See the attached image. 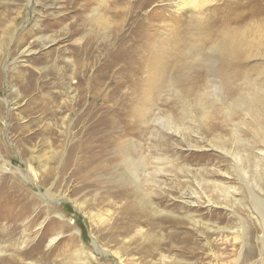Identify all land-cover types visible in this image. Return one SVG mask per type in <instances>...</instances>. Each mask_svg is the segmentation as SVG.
Wrapping results in <instances>:
<instances>
[{"label":"rangeland","instance_id":"rangeland-1","mask_svg":"<svg viewBox=\"0 0 264 264\" xmlns=\"http://www.w3.org/2000/svg\"><path fill=\"white\" fill-rule=\"evenodd\" d=\"M178 2L0 0V264H264V0ZM222 28L249 29L231 87L173 67Z\"/></svg>","mask_w":264,"mask_h":264},{"label":"bare ground","instance_id":"bare-ground-1","mask_svg":"<svg viewBox=\"0 0 264 264\" xmlns=\"http://www.w3.org/2000/svg\"><path fill=\"white\" fill-rule=\"evenodd\" d=\"M207 1L209 0H179L178 4H176V11L180 12L181 10H183L184 8L189 9L190 11H192L193 13H198L201 11V9H203V7L205 6L206 3H208ZM250 2V1H249ZM201 22V21H200ZM199 19L196 21V25L199 26L200 24ZM205 22V21H204ZM202 23V22H201ZM229 26V25H228ZM250 26V25H249ZM251 27V26H250ZM204 28V27H203ZM245 28V27H244ZM206 29V28H205ZM223 29V28H222ZM221 29V30H222ZM225 29V28H224ZM222 30L220 33H218V39L216 40V42H214L213 44V51L216 55H208L207 57H205L204 55H201L198 53V51L196 52V48L193 49H187L190 51H175L176 54H174V63H173V67H179L181 69H189L190 67L196 68V69H203L207 72H210L211 74L214 75H219L221 77V79L223 80V82L226 83L223 84L226 87H231L232 82H231V78L232 77H236L240 71H241V57H244L246 55V52L244 53L246 47V36H247V31L249 29H245L244 31H238V30ZM202 31H204L202 29ZM201 42V40L199 41ZM213 42V41H212ZM206 46V45H205ZM248 46V45H247ZM168 47V46H166ZM169 48V47H168ZM181 49V48H180ZM242 50V51H241ZM139 48L135 47V55L138 53ZM174 51V50H173ZM241 51V54H240ZM186 52V53H185ZM138 56V55H137ZM214 56H216V58L214 59ZM247 57V56H246ZM219 59V63L221 65V68H219L218 66V60ZM247 60V58L245 59ZM240 61V62H239ZM172 62V61H171ZM170 62V63H171ZM244 62V61H243ZM169 63V66H170ZM164 65V64H163ZM172 65V64H171ZM168 66V68H169ZM171 67V66H170ZM166 68V67H165ZM195 69V70H196ZM166 71V70H165ZM178 71V70H177ZM179 71L181 72V70L179 69ZM194 71V70H192ZM177 72V73H180ZM188 72V70H187ZM250 73V72H249ZM185 74V73H184ZM210 74V75H211ZM245 74V73H244ZM247 74V73H246ZM178 75V74H176ZM185 76V75H184ZM187 76V73H186ZM245 76V75H244ZM249 76V75H248ZM251 76V75H250ZM178 77V76H177ZM242 77V76H241ZM246 77V76H245ZM176 78V77H175ZM183 78V77H182ZM177 79V78H176ZM175 80V79H174ZM170 81V80H169ZM173 80H171L172 83ZM229 81V83H228ZM247 81V79H246ZM245 81V82H246ZM254 81V80H253ZM174 82V81H173ZM176 83V82H175ZM174 83V85H175ZM179 83V81H178ZM177 83V84H178ZM258 83V82H257ZM173 84V83H172ZM246 85V84H245ZM256 85V84H255ZM255 85H250L251 88H256ZM172 86V85H171ZM177 86V85H176ZM249 87V88H250ZM173 88V87H172ZM176 89V88H175ZM183 89V88H182ZM261 89V88H260ZM243 94V93H242ZM240 99L242 100V103H246V107L248 108V111L251 112V114H255L257 112V107L259 106V99L256 95V92L251 94V95H241ZM237 101V100H236ZM239 101V100H238ZM232 109L234 110V108H229V112L232 111ZM257 135L259 136L261 143L264 144V125H262L259 130L257 131ZM235 137V136H234ZM237 137V136H236ZM253 137V136H252ZM254 139V138H252ZM128 165V163H127ZM129 166L130 169L135 172H138L140 170H142V168L144 167V162L142 159H137V160H131L129 161ZM144 169V168H143ZM133 174V175H135ZM215 190L214 192H219L222 193V198L228 197L229 196V189L222 186V185H215L214 186ZM257 189L258 186H250V188H248V198H249V203H250V208L253 211L254 214L257 215V221L259 223V226L264 228V199L258 197L255 193H254V189ZM259 189V188H258ZM229 198V197H228ZM145 201L142 200V204H140V206L143 208V210H146L147 214L149 211L153 210L152 204L146 202V199H144ZM135 205V204H134ZM133 205V207H134ZM137 205V204H136ZM139 206V205H138ZM140 207V208H141ZM122 208V207H121ZM138 208V207H136ZM127 209V208H125ZM130 209V208H129ZM133 210V209H132ZM123 211V210H122ZM125 211V210H124ZM134 212V211H133ZM136 209H135V213L136 214ZM142 212V210H141ZM129 214V212H128ZM127 214V215H128ZM139 214V213H138ZM126 215V216H127ZM132 215V214H131ZM152 215V214H151ZM136 216V215H135ZM134 216V217H135ZM140 216V215H139ZM125 217V215L123 216ZM126 218V217H125ZM139 218V217H138ZM137 218V219H138ZM151 218V217H149ZM130 219V218H129ZM127 220V219H126ZM134 220V219H133ZM136 220V219H135ZM139 220V219H138ZM137 220V221H138ZM166 220V219H165ZM123 221V218H122ZM121 221V224H122ZM125 222V221H124ZM143 222V221H142ZM146 222V221H145ZM149 222V221H148ZM127 223V222H126ZM147 223V222H146ZM145 223V224H146ZM120 224V222L118 223ZM131 224L133 225V223L131 222ZM130 225V223H129ZM126 227V225H125ZM128 227V226H127ZM118 228V227H117ZM130 228V227H129ZM134 229V228H132ZM120 230V229H119ZM123 230V228H122ZM125 230V229H124ZM126 231V230H125ZM130 233V229L128 230ZM127 234V233H126ZM152 238V237H151ZM146 239V238H144ZM55 238H51L49 243L52 244L54 242ZM155 240V239H154ZM159 243V242H158ZM40 245V240H38V242L35 244L36 247H38ZM150 247V246H149ZM156 247V246H155ZM1 249V248H0ZM126 250V249H125ZM18 251V250H17ZM16 251V252H17ZM1 250H0V255H1ZM12 254V253H11ZM19 252L16 254L18 255ZM22 254V253H21ZM23 255V254H22ZM249 255V254H248ZM251 256V255H250ZM11 259L13 261H16V263H18L19 261H21V259L17 256H15L13 254V256L11 257ZM12 262V261H11ZM15 263V264H16ZM81 264V263H80Z\"/></svg>","mask_w":264,"mask_h":264}]
</instances>
